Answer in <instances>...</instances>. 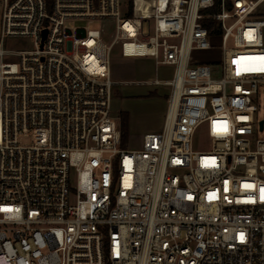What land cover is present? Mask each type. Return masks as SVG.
Segmentation results:
<instances>
[{
    "label": "built area",
    "instance_id": "built-area-1",
    "mask_svg": "<svg viewBox=\"0 0 264 264\" xmlns=\"http://www.w3.org/2000/svg\"><path fill=\"white\" fill-rule=\"evenodd\" d=\"M0 7V264H264V0ZM115 46L172 68L139 148L111 108Z\"/></svg>",
    "mask_w": 264,
    "mask_h": 264
},
{
    "label": "crops",
    "instance_id": "crops-1",
    "mask_svg": "<svg viewBox=\"0 0 264 264\" xmlns=\"http://www.w3.org/2000/svg\"><path fill=\"white\" fill-rule=\"evenodd\" d=\"M152 63L153 70L151 75H148L149 79L145 78L147 74L141 65V59L132 65L126 64L120 70L113 68L111 72L114 81L111 89V108L118 116L122 132L121 120L125 121L124 142L121 138L123 147L128 141L134 140L138 144V147L134 148H139L145 134L160 131L163 126L168 88L154 84L153 81L168 79L172 74V68L156 65L154 61Z\"/></svg>",
    "mask_w": 264,
    "mask_h": 264
},
{
    "label": "rangeland",
    "instance_id": "rangeland-1",
    "mask_svg": "<svg viewBox=\"0 0 264 264\" xmlns=\"http://www.w3.org/2000/svg\"><path fill=\"white\" fill-rule=\"evenodd\" d=\"M0 12H1V7H0ZM74 25H83L88 28H99L101 23H86L85 20H80V21H75L73 23ZM143 31H147V23L143 22ZM263 42H264V28H263ZM5 47L7 48H12L15 50H22V49H33V42L29 38H22V39H16V38H8L5 41ZM213 52H201L199 53V57L202 59H207L212 56H215ZM138 59H141V65L143 69L146 71L147 76L145 77L146 79H149L150 77L148 75H151L152 70H153V61L150 59V57H141V58H125L120 54V48L118 46H115L112 53H111V61H110V71H113L114 69H122L123 66L127 65H132L133 62H136ZM15 60V59H14ZM112 78V77H111ZM258 106V112L255 113L256 116L259 119H264V88L260 87L258 90L257 98L255 100ZM115 114V113H114ZM116 115V114H115ZM118 117V116H117ZM121 130V129H120ZM122 134V131H121ZM258 136H264V129L262 132H257ZM204 131L200 132V135H197V144L201 143L204 140ZM125 144V143H124ZM124 147L128 148H134L138 147L137 141L130 140L128 143L124 145ZM74 182V180H71Z\"/></svg>",
    "mask_w": 264,
    "mask_h": 264
},
{
    "label": "trees",
    "instance_id": "trees-1",
    "mask_svg": "<svg viewBox=\"0 0 264 264\" xmlns=\"http://www.w3.org/2000/svg\"><path fill=\"white\" fill-rule=\"evenodd\" d=\"M215 8H213L211 11H213ZM121 126H122V130H123V132H122V139H123V142H124V138L126 137V131H125V121H124V119L123 120H121Z\"/></svg>",
    "mask_w": 264,
    "mask_h": 264
},
{
    "label": "water",
    "instance_id": "water-1",
    "mask_svg": "<svg viewBox=\"0 0 264 264\" xmlns=\"http://www.w3.org/2000/svg\"><path fill=\"white\" fill-rule=\"evenodd\" d=\"M45 35V30L43 31V36ZM263 120L259 121V128L262 129L263 128Z\"/></svg>",
    "mask_w": 264,
    "mask_h": 264
}]
</instances>
